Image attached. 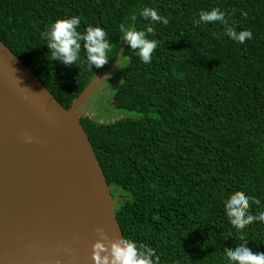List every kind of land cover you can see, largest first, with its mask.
Here are the masks:
<instances>
[{"label": "trees", "instance_id": "trees-1", "mask_svg": "<svg viewBox=\"0 0 264 264\" xmlns=\"http://www.w3.org/2000/svg\"><path fill=\"white\" fill-rule=\"evenodd\" d=\"M145 6L168 24L142 18ZM213 7L252 38L241 44L220 22L195 23ZM73 15L81 33L105 29L107 64L90 69L83 42L76 63L53 60L41 32ZM122 24L158 41L150 63L123 42ZM0 40L66 109L119 65L112 104L138 116L80 123L124 237L153 247L161 264H226L225 248L243 240L264 252V223L237 230L223 207L239 191L260 201L249 202L253 215L264 210V0H0Z\"/></svg>", "mask_w": 264, "mask_h": 264}, {"label": "water", "instance_id": "water-1", "mask_svg": "<svg viewBox=\"0 0 264 264\" xmlns=\"http://www.w3.org/2000/svg\"><path fill=\"white\" fill-rule=\"evenodd\" d=\"M95 78L66 109L0 40V264H94L98 229L124 237L80 123Z\"/></svg>", "mask_w": 264, "mask_h": 264}, {"label": "clouds", "instance_id": "clouds-1", "mask_svg": "<svg viewBox=\"0 0 264 264\" xmlns=\"http://www.w3.org/2000/svg\"><path fill=\"white\" fill-rule=\"evenodd\" d=\"M140 16L165 25L169 22L166 16L160 15L158 10L152 7L145 6L140 11ZM214 22H220L224 25L226 35L241 44L253 36L250 29L237 31L229 25L225 10L219 7L200 10L198 19L195 21L196 24ZM80 23V17L76 15L57 18L46 30L41 32V37L47 41L46 44L51 50L54 61H60L65 65L76 63L79 60L81 42H83L88 67L90 69L100 68L109 61L107 53L110 51L111 45L107 33L103 27L91 24L81 33L78 31ZM120 28L123 42L129 48L136 50L143 63H150L152 53L158 46V41L148 39L144 30H138L135 27L126 28L123 24ZM98 78L107 80L109 74ZM26 139L30 142L32 138L27 136ZM250 201L256 204L260 203L255 197L239 191L232 193L224 201V211L233 228L241 230L254 221L264 223V210H258L253 215L250 211ZM97 231L100 238L92 245L94 264H161L160 255L148 244L131 237H120L109 241L102 229ZM225 260L226 264H264V252L253 251L252 248L248 247V240H243L233 250L225 248Z\"/></svg>", "mask_w": 264, "mask_h": 264}, {"label": "rangeland", "instance_id": "rangeland-1", "mask_svg": "<svg viewBox=\"0 0 264 264\" xmlns=\"http://www.w3.org/2000/svg\"><path fill=\"white\" fill-rule=\"evenodd\" d=\"M116 68L117 65H115L110 71L101 73L100 75L96 76L97 78H95L94 80V88L92 89L90 95L80 106L81 112L91 117L93 116V119L100 117L101 120H103L104 118L108 119L109 117L117 118L138 116L136 112H128L116 109L112 104L114 89L118 85V82L121 80L120 77L118 78V76L113 75L115 73L114 71L118 72V69L116 70ZM105 74H109V78L107 80H101L98 78L104 76Z\"/></svg>", "mask_w": 264, "mask_h": 264}, {"label": "bare ground", "instance_id": "bare-ground-1", "mask_svg": "<svg viewBox=\"0 0 264 264\" xmlns=\"http://www.w3.org/2000/svg\"><path fill=\"white\" fill-rule=\"evenodd\" d=\"M95 78V77H94Z\"/></svg>", "mask_w": 264, "mask_h": 264}]
</instances>
